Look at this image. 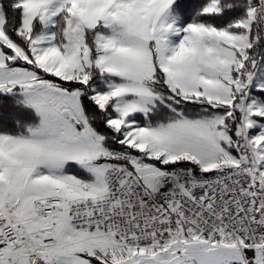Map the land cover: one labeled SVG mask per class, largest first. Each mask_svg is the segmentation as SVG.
I'll list each match as a JSON object with an SVG mask.
<instances>
[{
  "label": "snow or ice",
  "instance_id": "6c2138e0",
  "mask_svg": "<svg viewBox=\"0 0 264 264\" xmlns=\"http://www.w3.org/2000/svg\"><path fill=\"white\" fill-rule=\"evenodd\" d=\"M0 264H264V0H0Z\"/></svg>",
  "mask_w": 264,
  "mask_h": 264
}]
</instances>
